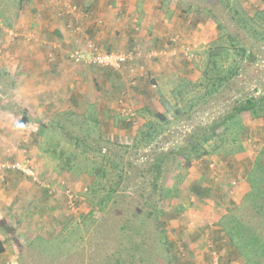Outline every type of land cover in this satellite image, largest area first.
<instances>
[{
    "label": "rangeland",
    "instance_id": "rangeland-1",
    "mask_svg": "<svg viewBox=\"0 0 264 264\" xmlns=\"http://www.w3.org/2000/svg\"><path fill=\"white\" fill-rule=\"evenodd\" d=\"M24 1L17 0L22 7L15 10L14 0H0V45L16 40L24 45L40 44V35L34 33L38 0ZM57 2L58 17L74 7L76 16L84 17L75 0ZM177 5L174 10L179 24L175 25L185 32L174 33L177 35L173 48L167 49L171 44L167 41L164 49L152 52V58L146 57L149 52L135 48L145 56L133 64L134 75L122 71L117 73L119 77H103L109 86L99 83V79L94 85H79V97H86L93 106L79 108L76 101V108L65 103L66 110L61 113L42 114L37 112L35 103L29 106L22 99L26 110L15 102L4 101L6 95L0 94V112L7 116L0 117L4 127L0 142L2 136L8 139L6 146L0 147V165L31 167L36 181L20 173L23 187L41 195L43 186L49 185L52 192L48 191L47 202L61 204L48 215L40 209L20 210L30 216V223L22 221L23 216L21 223L11 224L16 225V235L7 231V239H12L9 247L13 248L8 259L14 264H117L116 260L126 264L130 257L133 264H208V247L220 252V260L226 259L225 263L237 255L244 264H264L263 250L253 245L255 248L244 249L245 257L242 256L218 224H231V214L252 225L257 223L255 217L248 219L253 198L248 194L250 171L264 152L263 117L254 119L242 113L229 123L227 131L217 128L218 136L205 145L210 153L194 160L187 171L176 166L173 156L163 162L158 180L153 179L150 168L158 155L182 146L194 128L218 124L248 100L264 102V0H179ZM42 8L54 10L50 6ZM17 14L20 15L16 17ZM106 14L112 15L111 11ZM101 21L95 19L93 23L103 27ZM66 26L65 31L76 40L95 42L79 23L68 21ZM254 31L259 35L254 36ZM95 43L98 50L106 52V48ZM240 46L246 48V53L239 61ZM125 50L118 47L113 52ZM3 54L0 47V59ZM235 64L239 65L236 75L209 95L207 91L216 78L228 75ZM204 78H210L208 85ZM123 106L134 111L133 119L124 117ZM176 110L180 113L175 114ZM22 111L31 119L24 129L18 124ZM259 111L264 114V110ZM162 112H168V121L154 117ZM35 119L44 127L35 128ZM150 123L157 125L158 133L151 140L145 135ZM14 132L18 134L10 140ZM68 160L72 172L60 173L65 171L55 165L65 167ZM85 169L88 174L80 176L85 175ZM5 173L2 171L0 177ZM157 188L165 190L162 195L167 199L161 216L164 226L153 217L144 220L141 234L147 247L136 251L134 257L133 252L130 256L127 250L119 251L120 243L127 236L132 241L131 236L139 227L133 212L144 209L143 204L152 193L155 205L163 207L156 198L161 193ZM65 190L77 197L72 212L66 207ZM109 190H114L111 198L106 194ZM258 191L264 197V178ZM257 202L255 209L263 205L264 198ZM3 213L4 210L0 214ZM210 221L217 228H211ZM257 226V232L264 234V227Z\"/></svg>",
    "mask_w": 264,
    "mask_h": 264
},
{
    "label": "crops",
    "instance_id": "crops-1",
    "mask_svg": "<svg viewBox=\"0 0 264 264\" xmlns=\"http://www.w3.org/2000/svg\"><path fill=\"white\" fill-rule=\"evenodd\" d=\"M38 1L35 2L36 11L33 10L38 13V17H35L34 20V26H37L34 33L40 35V44L24 45L23 41L16 40L13 43L7 42L6 44L3 42L0 45L4 52V57L0 59V69H5L6 72L3 77H0L2 82L0 83V94L3 97L6 95L3 99L4 101L15 102L26 108V110H28V107L24 105L22 99L29 106L35 103L37 112L42 114L61 113L62 110H66L64 109L65 103H70L73 108H76V101L79 102V108L85 105H87V108L93 106L92 103L86 102V97L82 98L81 95L79 97V85H84L88 82L90 85H94L99 79V83H106L109 86L111 84L102 80L103 77L108 79L111 78V75L119 77L109 70L104 71L95 67L76 66L67 60V52L76 46H80V40H76L74 35L65 31L68 21L79 23L86 27L100 47L114 51L118 47H124V49H127L124 52L132 51L135 48H142L141 50L151 54H153L154 50L159 52L164 49L165 42L171 41L172 37L177 35L174 33L183 31L179 26L175 25L176 23L179 24V22L175 18L176 11L174 6H178L177 2L179 0H75V3L77 2L80 5L84 17L76 16L75 7L74 10L69 8L70 10L64 11L67 14L58 17L60 15H57L59 8L57 7V0L39 1L40 5ZM22 2L26 1L22 0ZM14 3L15 10H18L20 6L22 7V3H18L17 0H14ZM45 3L46 5H42ZM43 6H50L54 10L43 9ZM109 11L112 13L111 16L106 14ZM22 12L24 13V11ZM54 12L57 16H55ZM19 15L15 16L18 17ZM29 19L32 20L33 18L30 17ZM95 19H102L103 27H97L93 23ZM190 32L193 31L191 30ZM21 37H23V34ZM138 43L141 46H138ZM174 44L172 43V45ZM172 45H169L167 49H172ZM50 52L53 53V59L47 57ZM91 88L93 89V86ZM93 96H96V92L93 93ZM4 114L0 112V117L6 118L7 116ZM36 120L33 123L36 125L35 128L40 125V121ZM2 130L4 131V127L0 125V131ZM9 130L11 129L9 128ZM17 134L15 132L14 134L11 133L10 140H12L13 135L16 137ZM36 134H40L38 128L36 129ZM2 139L0 147L6 146L8 141L6 135L2 136ZM43 152L48 151L43 149ZM50 158L46 159V161H49ZM69 162L70 160H68V164L65 167L55 166L57 169L59 167L65 171L60 173L68 175L72 172ZM84 174L80 176H86L88 174L87 169L84 170ZM22 184V176L15 172L5 173V180L0 183V213L3 210L5 211V213L0 214V224L2 223L0 225V241L4 248V252L0 254V264H6L10 261L8 258L11 257L10 251L13 248L12 246L9 247L12 239L11 241L7 239L9 235L7 231L16 235V227H14L16 225L11 224L22 220L24 212L21 213V209H40L44 210L45 214L48 215L61 206L60 203L54 201L53 204H49L47 202L48 197L44 192L41 195L33 189L30 192V188L26 189ZM29 220L30 216H24L22 221L30 223ZM209 224L211 228H217L214 226L216 223L213 221H210ZM8 226H10V229ZM38 231L42 234V231ZM166 238L170 240L167 236ZM169 247H171V244ZM192 248L198 249V247L194 246ZM219 256L221 258L220 252ZM225 260L223 259L221 263L244 264L237 255H232L229 262L225 263Z\"/></svg>",
    "mask_w": 264,
    "mask_h": 264
},
{
    "label": "trees",
    "instance_id": "trees-1",
    "mask_svg": "<svg viewBox=\"0 0 264 264\" xmlns=\"http://www.w3.org/2000/svg\"><path fill=\"white\" fill-rule=\"evenodd\" d=\"M263 21H264V16H263V19L261 22H263ZM88 33H89V31H88ZM18 34H20V33H18ZM256 34L259 35L258 32L254 31L253 35L256 36ZM89 35H90V33H89ZM91 35H90V37H92ZM21 36L22 35H19V37H21ZM15 39H17V37H14V40ZM170 42H171L170 45H172V43H175V37L174 36L172 37ZM233 43H234V41H232V44ZM76 49H77V46L74 47L73 49H71L66 54V58L68 59V61L72 65L83 66V67H85V66L95 67V68H98V69H101L104 71L109 70L110 72H113V73L115 72V74L120 73L122 71L124 72V70L119 71V70H115L112 68L101 67V66L93 64V63H90V64H86L83 62L74 63L72 60H70L69 55H70V53H72ZM112 51H114V50L109 49V48L106 50V52H112ZM238 53H240L241 55H239ZM238 53H237V56L240 57V59H239V61H240L243 57H245L244 54L246 53V48L244 46H240ZM47 57L49 59H53V55L51 53H49L47 55ZM252 60H253V58L251 59V61ZM238 66L239 65L235 64V67L228 70V72H227L228 75H221V76L217 77L216 82L212 84L213 85L212 89L207 91V93L210 95L213 92H215L218 87L225 85L231 77L236 75V73L238 72V68H239ZM5 74H6L5 69H0V77H3ZM204 80L206 81V84L208 85V83L210 82V78H204ZM263 103L256 102L255 100H248L244 103V105H241V107L235 108L234 112L231 113L229 116L218 121L219 122L218 124L215 123V125H210L207 127H201V128L196 127V128H194L191 132H189L187 134L185 143L182 146L175 147L171 151H169L168 153L160 154L155 158V160L150 165L152 173L154 174L153 179L154 180L159 179V177L161 176V173L163 171V162L169 156H173L174 159H176V162H177L176 166H178L179 169H184L185 171L189 170V168L191 167L192 162L194 160H198V159L202 158L203 156L207 155L208 153H210V150L205 145L212 138H214L215 135L218 136L216 133L217 128L222 127L223 128L222 132L227 131L229 123L234 121L236 119V117H238V114H242V113H247L248 115L251 116V118H254V119L260 118V117L264 118V114L260 113V111H259V110H264V104ZM126 108H129V107L126 106ZM256 108H258V110ZM129 109H131V108H129ZM132 112L134 114L133 110H132ZM175 112H176L175 114H179L180 110H176ZM167 113L168 112L156 113L154 115V117H158L159 119H161L163 121H168L169 118L167 117ZM124 117L126 119L127 118L133 119V116L129 117V115H124ZM30 120L31 119L27 116L26 111H22L21 117L18 120L19 127L21 129H23L28 123L31 122ZM40 125H42L44 127V125L42 123H40ZM148 126H149V130H148V132L145 133V135L147 136L148 139L151 140V139H153L154 136H156L158 134L157 130H156L157 125H153L152 123H150ZM100 151L101 150H99V152ZM262 158H264V152H262L260 157L256 160L255 164L253 165L252 171H250L251 175L249 178L251 190H250V193L248 195L252 196L253 198L251 201V203H252L251 204L252 205L251 211L248 213V219L255 217V220L257 223L255 225L254 224L252 225L251 221L244 222V221H242V219L234 217V215H232V214L230 215L231 224H230V222H228V225L225 222H224V224H221V222H218V224L220 225V228L223 231L224 235H226L228 237L229 243L244 257H245V252L243 250L245 249L248 251H252V249L255 248V247H252L253 245L258 247V249L264 251V242H262V240H264V238H262V235H264V234L257 232V228H258L257 225L258 224L261 225V226H259V229L264 227V203H263V205H260V208H258V209L254 208L256 206L255 204L256 203L258 204L257 201H259L261 203V200L264 198L263 195L261 194L262 192L258 191L260 181L264 178V160H262ZM6 172L7 173L8 172H15V173H19V174L21 173L17 170H13V169H8V170H6ZM4 180H5V175L3 176L2 181H4ZM170 187H171L170 189H172L173 185ZM194 188H195V186H194ZM157 190H159L161 192L160 188H157ZM109 191L110 192H107L106 194H109L108 196L111 198L112 194L114 193V190H109ZM155 191H156V188H154V192ZM164 191L159 193L158 197H156L163 204V207L158 208V206L155 205V201H153L155 199V196H154V193H152L147 198L146 203L143 204L144 209L143 208L140 210L137 209L136 211L133 212V216L136 217L135 224L137 223L139 227L136 228L133 235L131 236L132 241H130L129 240L130 237L128 238V236H127L123 240V242L120 243V245L118 247L119 251L127 250V253H130V256H132L131 253L133 252V257H134V253L136 251H138L140 249L143 250L144 248L147 247L148 243L146 241H144L143 234H141V230L143 231V228L146 224V222L144 220L153 217L156 221H158V223H161V226H164L163 224L165 222L163 221V218H161V216L164 215L165 201L167 200L162 195V193H164ZM230 191H231V189H230ZM44 193L46 194L47 197L49 196L47 189H45ZM228 194H229V187H228ZM217 197H220V195L218 194ZM231 197L232 196H230V198ZM168 200H170V199H168ZM218 203L221 205L220 200L218 201ZM261 211H263V213ZM161 229L162 228L160 227V230ZM141 236H142V240H141ZM239 244H241V246ZM3 252H4V248H3V245L0 241V254H2ZM131 258L132 257L129 258L130 260L126 264H133V262H131ZM116 262L118 264L119 260H116ZM220 262H221V260H220Z\"/></svg>",
    "mask_w": 264,
    "mask_h": 264
},
{
    "label": "built area",
    "instance_id": "built-area-1",
    "mask_svg": "<svg viewBox=\"0 0 264 264\" xmlns=\"http://www.w3.org/2000/svg\"><path fill=\"white\" fill-rule=\"evenodd\" d=\"M185 49H189V48L186 47ZM144 56H145L144 53L137 51V50L127 51V52L100 51L98 50V46L96 45L95 42L88 40L84 42L80 41V46H78L76 50L70 53L69 58L74 63H80V62H83L86 64L93 63L101 67L112 68V69L119 70V71L124 70L127 74L132 76L134 75V71H135V70L133 71V68H134L133 64L136 63L137 61H140L142 58H144ZM147 56L149 58L153 57L151 53H149V55L147 53L146 57ZM133 80L134 79L132 77L130 81L132 82ZM123 107H122V112L124 115H129V117H132L134 115L132 112V109H129L126 107L123 108ZM8 169L17 170L21 172L23 175L29 178H32L34 181H36L35 174L32 171L31 167H28V169H25L18 164H13L9 166L0 165V176L2 175L1 174L2 171H6ZM3 176L2 178L0 177L1 181L3 180ZM236 184H238V182H236ZM60 186L61 188L63 187L62 182L60 183ZM43 187L47 189L49 192H52L49 185H44ZM65 194L67 196L66 207L69 209L70 212H72L75 210V202H76L77 197L74 196V194L71 192V194L74 196V198H72L71 194H69V190H65ZM208 250H209L208 264H220V257H219L218 252L213 247H208ZM6 264H14V263L12 261H9Z\"/></svg>",
    "mask_w": 264,
    "mask_h": 264
}]
</instances>
